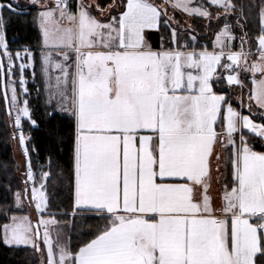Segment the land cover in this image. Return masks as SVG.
<instances>
[{
    "label": "snow or ice",
    "instance_id": "obj_1",
    "mask_svg": "<svg viewBox=\"0 0 264 264\" xmlns=\"http://www.w3.org/2000/svg\"><path fill=\"white\" fill-rule=\"evenodd\" d=\"M29 7L38 9L39 57L9 49L4 11L25 13L17 0L0 2V96L25 162L0 240L34 253L38 264H264V6L254 38L237 37L227 21L238 13L243 30L246 8L256 5L233 0ZM170 10L225 22L210 48ZM163 28L169 36L154 47L149 35ZM37 65L48 105L72 122V211L62 215L47 195L51 156L46 169H34L38 152L25 128L38 127L24 75L31 69L35 82ZM225 84L241 90L239 108ZM25 208L38 215L15 214ZM84 213L104 223L74 247L66 230Z\"/></svg>",
    "mask_w": 264,
    "mask_h": 264
},
{
    "label": "trees",
    "instance_id": "obj_2",
    "mask_svg": "<svg viewBox=\"0 0 264 264\" xmlns=\"http://www.w3.org/2000/svg\"><path fill=\"white\" fill-rule=\"evenodd\" d=\"M0 2L11 3L12 0H0ZM102 5L107 6L113 0H99ZM237 5L246 6L256 5V7L246 8V23L241 20L240 23L245 27L242 30L236 27V16L238 13L229 17L228 21L233 25V33L237 37H241L245 33L247 37L254 38L260 29L259 9L263 6L264 0H233ZM20 8L25 14L17 15L4 11L5 31L9 43V49L13 52L23 50V48H32L39 57L38 45L40 44V31L37 20L38 9L29 7V0H17ZM15 6V5H14ZM212 13H216L217 9L211 7ZM170 14L175 16V20L179 21L181 29L187 25L194 29V34L201 44H207L211 48L212 40L224 24V19L208 20L197 16H189L177 10L174 13L170 10ZM184 32V31H183ZM161 35L168 37L169 30L163 28ZM240 43L239 39L236 40ZM28 80V88L31 93L29 102L33 110L34 118L38 123L36 128H28L33 139L32 144L37 149V153H33L32 160L34 169L39 172L41 167L46 169V157L49 155L52 159V173L54 178L48 185L47 195L50 201L51 211L59 214L72 211V189L70 186L71 167H72V122L65 113L53 112L51 107L46 105L44 101L43 88L39 78V65H37V78L35 82L32 80L31 71L25 72ZM243 78V74H242ZM251 77L246 80L247 87L243 94L245 98L248 95V89L251 88ZM227 90L229 97L233 101V106L239 108V94L241 90L238 87H231L225 84L222 86ZM40 88L38 92L37 89ZM3 97L0 96V225L7 222L4 210L9 205H13L15 193L23 188V175L20 172L19 164L14 152V139L12 138L11 121L6 115ZM247 113V109L244 110ZM259 120V117H255ZM26 208L15 212V214H26ZM104 221L94 213H84L77 217L75 227L71 232V244L75 247L83 240L89 238V234L94 232L98 226H102ZM0 264H38L35 254L17 248H10L0 240Z\"/></svg>",
    "mask_w": 264,
    "mask_h": 264
},
{
    "label": "crops",
    "instance_id": "obj_3",
    "mask_svg": "<svg viewBox=\"0 0 264 264\" xmlns=\"http://www.w3.org/2000/svg\"><path fill=\"white\" fill-rule=\"evenodd\" d=\"M79 2V0H70V3H72L73 5H75V4H77ZM200 2H202V3H207V0H200ZM209 11H211L212 12V10H211V7H209ZM186 14V13H185ZM187 15V14H186ZM198 17V16H197ZM229 23V22H228ZM37 24H38V21H37ZM230 24V23H229ZM39 28V27H38ZM222 29V28H221ZM220 29V30H221ZM219 30V31H220ZM218 31V32H219ZM217 32V33H218ZM217 33H215V35L217 34ZM192 35H195L193 32L191 33ZM180 35H181V39L182 40H187L188 39V35H186L185 34V32L184 33H180ZM215 35H214V37H213V40H212V43L214 42V40H215ZM161 32H155V31H153V32H151L150 33V35H149V38H150V40H151V42H152V44H153V46L154 47H159L160 46V40H161ZM233 43V45H235L236 46V50H239V42H237L236 40L235 41H233L232 42ZM251 79V78H250ZM43 93H44V101H45V103H46V105H48L47 104V96H46V92L43 90ZM52 109V108H51ZM53 112H59V113H64V112H61V111H56V110H53ZM244 114H248V113H244ZM224 155L225 156H227V153L225 152L224 153ZM224 165V170H225V173H224V170H222V171H220V177H219V179L221 180V182H222V178H223V176H224V174L226 175V172H227V168H226V166H225V162L224 161H222L221 162V165ZM222 168V167H221ZM220 188H221V183H214L213 184V188H212V194L214 195V196H219L220 195Z\"/></svg>",
    "mask_w": 264,
    "mask_h": 264
},
{
    "label": "rangeland",
    "instance_id": "obj_4",
    "mask_svg": "<svg viewBox=\"0 0 264 264\" xmlns=\"http://www.w3.org/2000/svg\"><path fill=\"white\" fill-rule=\"evenodd\" d=\"M263 6H264V4H263ZM181 34L182 33H184L183 31H181L180 32ZM26 48H28V47H26ZM23 49H25V48H23ZM30 71H31V69H29ZM25 75V74H24ZM18 77H19V73H17V79H18ZM26 78V77H25ZM27 79V78H26ZM46 96H47V93H46ZM47 98V97H46ZM3 102H4V100H3ZM48 104V103H47ZM4 108H5V110H6V107H5V102H4ZM49 106V105H48ZM49 107H51L52 108V110H56L55 109V107L54 106H49ZM56 111H58V110H56ZM14 131V129H12V132ZM14 152H15V157H16V160H17V162H18V164H19V168H20V172L22 173V175H23V179H24V172H25V162H24V158L22 157V155H21V151H20V146H19V144H18V142L16 141V140H14ZM221 169H220V171H222V170H224L225 168H224V165L222 164L221 165ZM224 173H225V170H224ZM228 174V172H226V175ZM225 175V174H224ZM24 187V186H23ZM49 199V198H48ZM26 211H27V213H30L33 217H36L37 215H38V213L33 209V208H26ZM52 212H55V211H52ZM26 213V214H27ZM57 213V212H56ZM18 215H20V214H18ZM71 232H72V228H70V229H68V230H66V236H68V237H70L71 238Z\"/></svg>",
    "mask_w": 264,
    "mask_h": 264
},
{
    "label": "water",
    "instance_id": "obj_5",
    "mask_svg": "<svg viewBox=\"0 0 264 264\" xmlns=\"http://www.w3.org/2000/svg\"><path fill=\"white\" fill-rule=\"evenodd\" d=\"M5 107H6V109H7V105L5 104Z\"/></svg>",
    "mask_w": 264,
    "mask_h": 264
}]
</instances>
